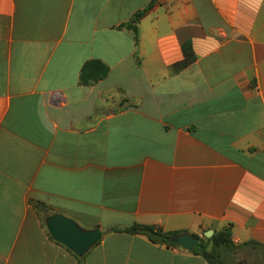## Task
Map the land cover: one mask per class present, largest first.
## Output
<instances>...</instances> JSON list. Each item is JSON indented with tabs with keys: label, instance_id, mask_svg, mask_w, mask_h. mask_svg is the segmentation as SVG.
Masks as SVG:
<instances>
[{
	"label": "crops",
	"instance_id": "0c3cea01",
	"mask_svg": "<svg viewBox=\"0 0 264 264\" xmlns=\"http://www.w3.org/2000/svg\"><path fill=\"white\" fill-rule=\"evenodd\" d=\"M37 201L100 228L82 264H207L132 224L264 246V0H0V264H77Z\"/></svg>",
	"mask_w": 264,
	"mask_h": 264
},
{
	"label": "trees",
	"instance_id": "16d2710c",
	"mask_svg": "<svg viewBox=\"0 0 264 264\" xmlns=\"http://www.w3.org/2000/svg\"><path fill=\"white\" fill-rule=\"evenodd\" d=\"M150 7V4L145 7L143 10L136 12L132 19L127 22L123 23L119 26V28H127L130 30L135 31L136 26L135 24L141 19V17L144 15L147 8ZM182 52H183V61L178 64L177 67L185 66L187 65L190 60L192 59V54L190 51V46L188 43H184L182 45ZM108 72V68L102 64L99 61H91L85 64L80 73L79 82L82 85H92L96 81L103 79ZM34 208L43 215V220L52 214L47 206L42 202H32ZM142 228H149L154 230L153 228L139 225V224H132L130 226L126 227H109L108 229L104 230L102 233H126V234H141L139 232ZM157 233H161L166 238L165 242L162 243L163 245L167 247H177L175 244L170 243L167 239L170 236L180 234L182 232H166L162 233L160 230L156 229L154 230ZM50 236V235H49ZM147 238L153 242L154 241L150 237L147 236ZM249 246L252 249H261L264 251V246L255 242H245L240 245H235L231 241V231L229 228H223L217 232H214L213 235L210 238H205L202 236L199 238L198 244L195 246V248L191 251L193 254L200 256L207 264H227L226 263V255L229 253H232L236 250H243L244 247ZM83 257H78L77 264H82Z\"/></svg>",
	"mask_w": 264,
	"mask_h": 264
},
{
	"label": "water",
	"instance_id": "95a60500",
	"mask_svg": "<svg viewBox=\"0 0 264 264\" xmlns=\"http://www.w3.org/2000/svg\"><path fill=\"white\" fill-rule=\"evenodd\" d=\"M44 223L50 237L54 241L65 246L78 257H83L94 245L99 243L102 238L100 228H82L75 220L62 214L56 213L47 216ZM139 232L160 244L164 243L166 240L163 234L157 233L149 228H142ZM212 235V230L203 232L205 238H210ZM167 240L184 252H191L199 242L197 236L189 233L176 234L168 237Z\"/></svg>",
	"mask_w": 264,
	"mask_h": 264
},
{
	"label": "rangeland",
	"instance_id": "374dc122",
	"mask_svg": "<svg viewBox=\"0 0 264 264\" xmlns=\"http://www.w3.org/2000/svg\"><path fill=\"white\" fill-rule=\"evenodd\" d=\"M242 260H245L242 264H264V251L261 249L236 250L226 255L227 264H240Z\"/></svg>",
	"mask_w": 264,
	"mask_h": 264
},
{
	"label": "flooded vegetation",
	"instance_id": "af4514ba",
	"mask_svg": "<svg viewBox=\"0 0 264 264\" xmlns=\"http://www.w3.org/2000/svg\"><path fill=\"white\" fill-rule=\"evenodd\" d=\"M240 264H242V263H240Z\"/></svg>",
	"mask_w": 264,
	"mask_h": 264
}]
</instances>
